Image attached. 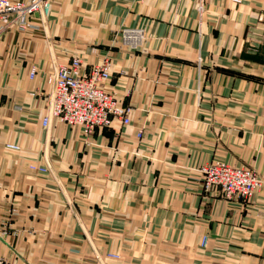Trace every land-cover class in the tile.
Listing matches in <instances>:
<instances>
[{
  "label": "crops",
  "instance_id": "0c3cea01",
  "mask_svg": "<svg viewBox=\"0 0 264 264\" xmlns=\"http://www.w3.org/2000/svg\"><path fill=\"white\" fill-rule=\"evenodd\" d=\"M32 20L0 36V264H264V0H53ZM106 56L131 123L45 126L55 67ZM215 160L254 169V198L205 192Z\"/></svg>",
  "mask_w": 264,
  "mask_h": 264
},
{
  "label": "built area",
  "instance_id": "2783aa9c",
  "mask_svg": "<svg viewBox=\"0 0 264 264\" xmlns=\"http://www.w3.org/2000/svg\"><path fill=\"white\" fill-rule=\"evenodd\" d=\"M52 3L53 0H0V36L14 27L22 30L35 28L36 24L32 18L36 15L46 17L44 15L50 10ZM125 31L124 33L129 36V32ZM135 35L127 37L128 44L133 48L139 44ZM110 64L111 60L106 58L99 66L94 64L89 71H84L81 59L73 57L68 64L56 66L48 76L51 90L48 114L44 117L43 124L47 126L52 118H56L70 125L80 126L86 139L95 130L109 127L114 119L120 120L123 125L130 124L134 107L121 102L115 94L105 88V82L111 79ZM36 72V68H33L31 77H34ZM84 88H88L91 93L89 97L91 99L87 102L81 95ZM83 102L91 110L88 115H84L79 107L84 105ZM138 135L143 137L142 130ZM6 147L19 149L15 144H7ZM33 168L41 172L47 170L44 166H33ZM200 173L203 189L206 192L220 194L228 200L236 198L249 201L254 198L263 183L254 169L232 165L225 161L206 163L200 168ZM107 256L118 258L113 252L108 253Z\"/></svg>",
  "mask_w": 264,
  "mask_h": 264
},
{
  "label": "bare ground",
  "instance_id": "6f19581e",
  "mask_svg": "<svg viewBox=\"0 0 264 264\" xmlns=\"http://www.w3.org/2000/svg\"><path fill=\"white\" fill-rule=\"evenodd\" d=\"M37 11H39V10H37ZM50 11V10H49ZM49 11H48V13H49ZM47 13V14H48ZM46 14V15H47ZM46 15H44V16H46ZM133 30H135L136 31V35H135V37H136V41L138 42V43H141V41L143 40V38H144V32L142 31V29H138V28H131V30L130 31H133ZM142 37V38H141ZM141 38V39H140ZM106 58H108V56H106V57H104L103 59H101L99 62H97V63H94V64H97V66H99V64L101 63V62H103L104 60H106ZM81 59V58H80ZM81 62H82V60H81ZM94 64H92L91 66H93ZM82 67H83V62H82ZM110 73H111V75H112V63L110 64ZM108 91V90H107ZM111 92V91H110ZM113 93V92H112ZM114 94V93H113ZM81 95H82V97H83V99L85 100V102H87L89 99H91V98H89L90 97V95H91V93L89 92V89L88 88H84L83 89V91H82V93H81ZM85 102H83L84 103V105H81V106H79V107H81V110H82V112H83V114L84 115H88V114H90L91 113V110H90V108H89V106L88 105H86V103ZM203 166V165H202ZM201 166V167H202ZM200 167V168H201ZM262 180V179H261ZM262 185H263V183H262ZM261 188V187H260Z\"/></svg>",
  "mask_w": 264,
  "mask_h": 264
},
{
  "label": "rangeland",
  "instance_id": "374dc122",
  "mask_svg": "<svg viewBox=\"0 0 264 264\" xmlns=\"http://www.w3.org/2000/svg\"><path fill=\"white\" fill-rule=\"evenodd\" d=\"M124 31V30H123ZM138 47V46H137ZM137 47H135V48H137ZM111 78H112V75H111ZM134 107V106H133ZM135 109V108H134ZM215 161H222V160H215ZM211 162H213V161H211ZM207 163H210V162H207ZM206 164V163H205ZM201 167V166H200ZM199 170H200V168H199ZM206 192V191H205ZM207 193H209V192H207ZM202 244H203V246H205L206 244H207V242H208V236L207 235H204L203 236V240H202ZM117 256H118V258L120 257V255L119 254H117ZM234 258V257H233ZM207 261H209L208 259L206 260V264H208V262ZM220 264H223V263H220Z\"/></svg>",
  "mask_w": 264,
  "mask_h": 264
}]
</instances>
